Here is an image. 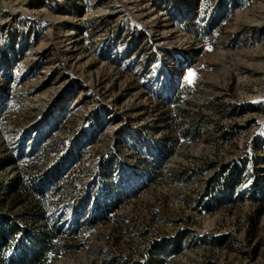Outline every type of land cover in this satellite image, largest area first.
I'll return each instance as SVG.
<instances>
[{"label": "rangeland", "instance_id": "1", "mask_svg": "<svg viewBox=\"0 0 264 264\" xmlns=\"http://www.w3.org/2000/svg\"><path fill=\"white\" fill-rule=\"evenodd\" d=\"M0 218V264H264V0H0Z\"/></svg>", "mask_w": 264, "mask_h": 264}, {"label": "trees", "instance_id": "2", "mask_svg": "<svg viewBox=\"0 0 264 264\" xmlns=\"http://www.w3.org/2000/svg\"><path fill=\"white\" fill-rule=\"evenodd\" d=\"M38 193L40 196L42 195V191H38ZM2 224L6 225V229H2ZM17 231L13 219L8 218L7 221V218H0V251L12 245L18 234ZM61 234V228L56 224L51 225L47 231L40 233L37 238L32 240V251L23 253L20 259L21 264H44L49 252H56L58 249L70 250L72 245L58 242Z\"/></svg>", "mask_w": 264, "mask_h": 264}]
</instances>
